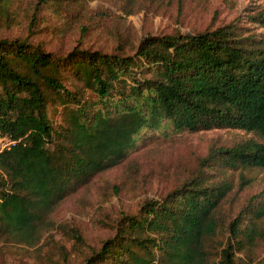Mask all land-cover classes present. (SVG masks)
<instances>
[{"label":"trees","instance_id":"trees-1","mask_svg":"<svg viewBox=\"0 0 264 264\" xmlns=\"http://www.w3.org/2000/svg\"><path fill=\"white\" fill-rule=\"evenodd\" d=\"M9 3L0 0V18ZM235 28L148 35L131 54L75 47L56 56L0 38V253L41 247L63 200L149 132L235 129L258 139L211 150L202 164L220 166V178L196 174L146 199L81 264H264V195L234 217L225 208V168L264 170V40ZM73 237L84 244L78 231Z\"/></svg>","mask_w":264,"mask_h":264},{"label":"rangeland","instance_id":"rangeland-1","mask_svg":"<svg viewBox=\"0 0 264 264\" xmlns=\"http://www.w3.org/2000/svg\"><path fill=\"white\" fill-rule=\"evenodd\" d=\"M36 2L10 0L9 12L0 18V38H25L56 56L75 47L131 54L148 35L196 33L228 24L259 46L264 40L260 19L264 0H137L134 4L126 0H51L49 7H35ZM248 139L258 138L235 129L149 132L122 163L96 174L63 200L52 214L55 226L38 244H43L39 249H2L0 262L64 264L66 254L67 264H81L85 253L99 249L113 235L121 215L134 214L146 199L159 198L196 174L220 178L222 168L208 169L203 159L213 149ZM224 171L232 184L225 208L227 216L234 217L239 206L264 195V170ZM75 230L83 237V245L75 244Z\"/></svg>","mask_w":264,"mask_h":264},{"label":"built area","instance_id":"built-area-1","mask_svg":"<svg viewBox=\"0 0 264 264\" xmlns=\"http://www.w3.org/2000/svg\"><path fill=\"white\" fill-rule=\"evenodd\" d=\"M6 144H7V143L3 142V143L1 144V147H4Z\"/></svg>","mask_w":264,"mask_h":264}]
</instances>
